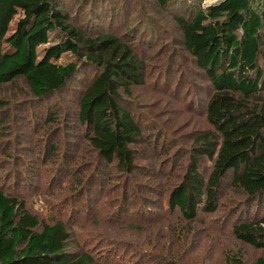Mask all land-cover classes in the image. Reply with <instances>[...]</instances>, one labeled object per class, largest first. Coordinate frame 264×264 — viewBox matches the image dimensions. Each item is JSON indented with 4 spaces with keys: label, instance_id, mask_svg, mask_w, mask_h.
I'll use <instances>...</instances> for the list:
<instances>
[{
    "label": "trees",
    "instance_id": "trees-1",
    "mask_svg": "<svg viewBox=\"0 0 264 264\" xmlns=\"http://www.w3.org/2000/svg\"><path fill=\"white\" fill-rule=\"evenodd\" d=\"M72 1L77 7L83 3ZM91 1L92 12L100 17L109 11L115 16L117 8L125 18L129 6L128 0H122L121 10L116 3L105 8L109 0ZM154 2L167 11L179 8L173 16L177 17L180 45L206 83L202 88L206 99L198 101L199 105L203 102L202 113L210 127L192 140L182 179L171 187L161 208L169 215L180 213L185 224L196 222L218 211L220 196L229 185L245 195L249 206L260 207L252 218L249 214L246 219L235 218L232 234L242 244L264 250V0H220L208 6H203L205 0ZM99 5L101 13L96 10ZM53 35L57 40L51 44ZM129 36L131 33L90 36L84 26L77 25L63 0H0V86L21 81L31 100L44 104L80 92L77 130L84 133L98 167L115 166L125 176H146L150 165L143 168L136 163L139 153L135 146L146 139L147 123L132 111L131 102L136 100L133 90L146 82L148 67ZM67 53L77 62L59 64ZM87 64L94 68V76L83 91H77L71 84ZM1 113L5 114L3 109ZM8 118L0 121V128ZM50 142H45V149ZM53 146L55 153L56 143ZM69 148L81 150L80 144ZM68 152L65 155L70 157ZM24 157L30 155L24 152L21 159ZM48 157L46 150L43 157L32 158L40 163ZM29 163L32 161L27 163V173ZM135 186L141 189L139 183ZM128 187V183L123 186V204L132 199ZM71 241L65 223L43 222L30 212L26 201L0 191V264L105 263L90 254L69 253ZM255 264H264V257Z\"/></svg>",
    "mask_w": 264,
    "mask_h": 264
},
{
    "label": "rangeland",
    "instance_id": "rangeland-1",
    "mask_svg": "<svg viewBox=\"0 0 264 264\" xmlns=\"http://www.w3.org/2000/svg\"><path fill=\"white\" fill-rule=\"evenodd\" d=\"M128 1L125 18L117 8L115 16L109 11L100 17L92 12L91 0H83L79 12L72 0H63V5L90 36L131 33L132 46L148 67L146 82L133 90L136 100L131 102L132 111L147 123L146 139L135 148L139 153L136 163L143 168L150 165L145 169L148 175L125 176L115 166L98 167L84 133L77 130L80 92L37 103L31 100L24 83L17 81L0 86V103L5 104L0 121L9 116L0 128V191L26 201L30 212L43 222L65 223L72 233L68 252L75 256L90 254L103 264H233L236 260L255 264L264 257V250L236 240L232 226L235 218L246 219L248 214L252 218L260 207L249 206L245 195L236 189L228 185L220 196L218 211L189 224L180 213L169 215L161 208L171 187L182 179L192 140L210 129L202 113L206 83L180 45L177 17L173 16L179 8L173 12L159 8L154 0ZM115 3L121 10L122 0H109L105 8ZM96 10L101 13L102 6ZM56 40L51 36V44ZM74 61V55L67 53L58 63ZM93 76L94 68L87 64L71 85L83 91ZM79 144L80 152L69 148ZM46 150L48 158L33 161L38 154L43 157ZM67 150L70 157L79 158L71 160L65 155ZM24 152L30 157L21 159ZM65 162L70 163L66 166ZM127 183L132 199L123 204L122 190ZM156 258H162L163 263Z\"/></svg>",
    "mask_w": 264,
    "mask_h": 264
},
{
    "label": "clouds",
    "instance_id": "clouds-1",
    "mask_svg": "<svg viewBox=\"0 0 264 264\" xmlns=\"http://www.w3.org/2000/svg\"><path fill=\"white\" fill-rule=\"evenodd\" d=\"M217 0H205V6L216 3Z\"/></svg>",
    "mask_w": 264,
    "mask_h": 264
},
{
    "label": "water",
    "instance_id": "water-1",
    "mask_svg": "<svg viewBox=\"0 0 264 264\" xmlns=\"http://www.w3.org/2000/svg\"><path fill=\"white\" fill-rule=\"evenodd\" d=\"M217 1H220V0H217Z\"/></svg>",
    "mask_w": 264,
    "mask_h": 264
}]
</instances>
